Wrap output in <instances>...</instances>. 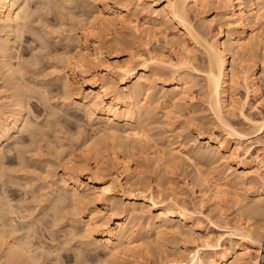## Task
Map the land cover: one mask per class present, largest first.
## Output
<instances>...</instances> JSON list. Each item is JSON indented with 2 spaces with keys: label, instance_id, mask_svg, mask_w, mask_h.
I'll list each match as a JSON object with an SVG mask.
<instances>
[{
  "label": "bare ground",
  "instance_id": "6f19581e",
  "mask_svg": "<svg viewBox=\"0 0 264 264\" xmlns=\"http://www.w3.org/2000/svg\"><path fill=\"white\" fill-rule=\"evenodd\" d=\"M147 3L152 7L160 3L163 4L161 11L155 7L152 8L151 13L149 12L150 15L156 16L154 19L150 16L153 20L157 19L161 21V23L163 20L165 23L172 21L174 25L176 24L180 27L181 33H174L175 35H170L171 37H169V34L166 35L167 40L174 46V57H164L165 54L161 56L162 52L160 55H156L152 51H149V53H147V51L146 56L137 52V54L131 53L129 59L125 61H121L118 58L114 61H109L107 58V50L113 47L114 44L119 46L125 43L124 40L112 37L114 31L130 26L137 33L142 32V28L147 31L148 35L149 33H154L155 35L158 32L162 33V25L158 26L155 25V23L150 24L148 22L141 24L137 21V13L143 11L141 10L143 8L142 4ZM79 5L84 8H90V12L88 13V15H90L88 16L86 14L87 17L82 18V13L79 14L76 8L79 7ZM209 7H214L218 10L217 15L221 18V21L219 20L220 22L217 21V23H219L216 31H212L211 29L215 23V17H210V19L201 16H205ZM146 10H148V8ZM37 13L38 16L36 17ZM50 15L56 16V19L58 18L60 20L58 24L63 27L67 25V20L70 19V21H72V24L69 23L70 27L62 38H57L58 36H55L56 31H53V28H55L53 24L51 29H49L51 25H48V21L50 24L52 19ZM251 16L260 21L261 26H263L262 28H264V0H164L163 2H161V0H0V74L3 80V83L0 84V180L5 178L4 176H6L7 172L4 171L6 170V166H3V160H1L3 159L2 156L8 155L6 153L3 154L7 146V151L10 153L13 148L16 149L15 147L19 142L23 144V140L25 139L24 136L21 135H23L24 132L26 133V131L28 132V130L32 138H35V136L38 138L37 136H39L40 131L37 132L36 130L40 127L36 126V128H32L35 126H31L32 124L28 122L31 117L27 120L29 107L32 110V104L30 105L31 99L35 98L34 101L37 100L40 104L42 102V104H45L46 101L49 105L52 98L51 95L56 91L54 89L48 90L44 88L46 85H38V81L29 80L28 74L34 70H32L33 67L41 63L43 64H41L42 67L45 66V62H41L42 59L46 61V56L50 59L54 52H56V58H51L52 60H48V63L50 64L49 68L53 69L52 73L55 76L54 80L61 81V90H63L66 98L68 97L70 99V101L67 99L69 102H63L64 105L68 106V108L73 107L76 109L78 107L81 109L90 121L95 122L94 124L96 127L93 126V128L97 129L99 134H101L96 138L93 137L94 139H85L84 137L85 140L83 142L86 149L85 152H87V154H85H91L93 156L97 169L95 170L88 159L85 160L88 157L83 159L84 157L82 155V160H79L73 153H68L69 156L64 153L69 157L63 158L67 159L66 163L63 161L61 162L65 164L64 172L59 180L53 181L54 183H51L52 185L49 186L51 190L49 192V198L45 196L47 197L45 202L47 201L49 205L48 210L51 209L53 212L50 214L51 217L48 215L51 210H49L50 212L47 211L48 213L46 212V215L49 216L48 218H52L55 227L56 225L58 226L57 220H62L63 228L70 230L69 233L73 235L74 238L76 234L74 228H76V224L80 225L81 223L84 224L85 232L88 233L89 239H84L85 241L79 240L80 242L78 246H75L76 248L74 245H69L72 240L63 242V244L67 246L69 245L75 249L78 248L79 251L75 253L77 256L75 264H85L88 261H92L94 264L114 263L119 256H123L124 254L127 256L128 254L126 253L130 252L135 253L133 251H138L139 257L154 258L155 264H251L253 261L252 251H255L257 252V256L253 263L264 264V257L260 258L261 252H264V180L261 179L262 182L255 189V194L253 196H242L240 193L241 189H250V185L253 184L254 179L260 177V172L264 169V158L261 155L252 154L242 159V169L232 171L231 167H227L220 172V176L216 179H214V170L209 171V168H197V174L192 178V181L193 184L197 182L200 184V190L195 191V195L199 198L198 200L205 201V199H208V201H211L213 210H217V216L222 217L224 214L223 202L229 199L238 206L237 210L239 211V217L234 222L225 220L220 224L228 231L226 233L229 236L226 241H221V235L216 240L210 238L208 241L202 243L204 251L201 252L200 249H196L191 253L180 252L178 256L174 257L169 255L163 257L159 255L162 244L158 242V240L155 243L149 241L147 244H144L139 242L149 237L145 239L140 238V241H138L139 238L134 239V237L141 234V231H145L144 233H146L151 229H155L158 235L167 233V231L174 235L185 236L199 233L202 229L200 218L202 212L187 207L181 202L176 193L168 194L164 193L163 189H155L152 184L139 186L136 185V183L130 184V189L133 190V192L135 191V193L131 192L129 200L127 199V203L123 206V209L120 210L118 209V202L114 200L115 197L112 195L116 185L114 181L116 180H112L111 183L106 182L100 177L101 174L98 172V169H102V167L99 168V166L104 164V161L107 159L106 155H104L105 153L103 154V150L101 149L104 148L102 147V142L104 143L106 137H110L111 139H109L112 140L111 145L110 143L108 144L112 149L111 152L109 151L111 161L114 165L122 169L126 181L134 178V170L130 163L131 153L129 151L130 148H134V145L131 146L132 142H130L129 145L127 140L133 139V143L135 142L138 144L141 139L149 136V124L146 121L150 118V115H148L150 110H155L156 106H161L164 116H166V118H171L176 112L174 108H179L178 106L181 108L185 104L191 105L188 120H186V122L184 120L181 125L183 129H191L192 127L195 129L193 137L191 136V138L188 137L183 140L184 144L187 143L189 145L191 142V147L187 150L179 149L178 147L171 148L170 161L177 158L192 160V156L194 155L204 159L205 164H203L208 165L209 163L216 162V153H230L234 155V153L237 152L234 151L238 150L239 146L241 147L245 139L250 138L251 135L255 133L264 132V115H262V117L259 116L261 118L257 119L243 113L245 114L244 120L249 125L246 128L238 127V125L234 124V120H231L233 118H230L237 108H241L243 112L244 106L249 103V92L252 90L256 93L262 88L261 84L264 83V34L262 33L264 31L259 30V27L255 25L252 26V21H249L251 20L249 19ZM199 17H201V19ZM51 22H53V19ZM249 25L252 27L250 28ZM224 26H226L225 28L227 29H225ZM148 35L146 34L145 36L148 38ZM48 36L57 41V43L64 41L65 46L62 53H57L58 50L54 49L56 46L53 48V42L48 40ZM23 41L28 43V49L38 50L39 52L37 51V53H35L33 51L34 53H32V56L29 55L31 56L29 59L24 57L25 60H20V58L24 59L23 54H19L20 51L17 52L15 47L17 42H20V46ZM259 49L261 50L260 54ZM40 52L42 54H39ZM41 55H44L46 58ZM259 57L260 66L259 61H257ZM15 58H17L18 61L14 62ZM95 61L96 63L101 61L102 69L91 75V72H89L90 68L88 67L92 66ZM44 70L46 69L44 68ZM57 70L59 71L57 72ZM54 72L57 74L55 75ZM38 75L41 74L37 73L36 76ZM43 75L44 74H42V76ZM32 78L34 79V77ZM199 78H202V80ZM161 79L164 84H162V91H159L160 89H156L153 82ZM200 80L202 82H200ZM115 81L120 83L118 87L116 86L117 84H114ZM260 81L262 83H260ZM36 85H38V87H36ZM240 85L247 89V95L244 99H241L239 96L237 97L236 91ZM164 87H167L168 90H164ZM196 87H198L197 93H199L198 95L201 97V103L205 105L202 111H209L212 115V118L209 120H207L208 116L206 117V115L199 116L201 110L197 108V103H194L196 97L194 96V91L196 92L194 89ZM1 88H3L2 91ZM59 88H61V86H59ZM165 91L167 93H165ZM161 92H163V94H161ZM60 99L62 98L60 97ZM56 108L58 107L56 106ZM49 110L51 112L50 105ZM55 111L58 110L56 109ZM54 112L53 115H55ZM46 113L49 116L51 115L48 112ZM182 114L185 116V113ZM68 115L69 116L66 118L67 120L64 118L67 122H74V120H76L75 123H78L80 120H77L72 113ZM51 118H53L52 115ZM48 122H50V120ZM35 124H37V122H35ZM41 125L43 126V124ZM61 125L60 127H62ZM80 125L78 124V126ZM212 125H217L224 129V133H226L227 136L220 138L213 130L214 127ZM44 126L43 129L47 127V125ZM51 132H53V130H51ZM18 133V137L12 142L17 143L15 147H12V143L5 142L11 140L12 137L16 136ZM153 135L154 134H152V136ZM39 137L42 140L43 136ZM59 137L57 138L61 139ZM120 138L123 139L118 140ZM231 138L236 143L232 151L229 147ZM125 139L127 140L125 141ZM257 139L264 143V135L258 136ZM39 140L38 142H40ZM144 140H147V138ZM59 141L60 140H58V142ZM202 141L205 143L203 144ZM4 143H6L5 147H3ZM60 143H62V146L65 142L61 141ZM29 144H27V146H29ZM41 146L42 144L38 148L39 150ZM63 146V149H61L65 152L66 145ZM70 146L72 145H69V147ZM32 147L33 146H31V148ZM81 147L82 146H80V148ZM52 148L54 149V147ZM58 148H55L57 149V151L55 150L56 152L60 150V148L59 150ZM135 148L140 149L138 147ZM17 149L19 151L18 154L24 157L20 154L22 152V146H17ZM26 149L28 150V148ZM15 151L17 154V150ZM55 151L53 153H55ZM121 152L125 154L124 159H121L119 156ZM58 153L62 154L63 152L59 151ZM18 154L17 157L19 156ZM55 154L60 156L57 153ZM163 156H165V154H160V157L164 158ZM56 158H58L57 160L60 159V157ZM23 159L22 163L25 160ZM29 161L31 160H28V162ZM47 161H49V159ZM22 163L19 162V165ZM28 164H30V162ZM43 166L45 168L44 164ZM209 167L211 168V165ZM7 174H9V172ZM9 175L7 176L9 177ZM56 176L57 175L54 177ZM30 179L29 177L28 180ZM6 181L7 180H5V182ZM15 182H17V180ZM116 182L119 183V186L125 184L121 183L119 179H117ZM126 183H129V181ZM29 186H31V184ZM9 198L11 199V197ZM248 198L249 200H247ZM10 202L11 200H8L9 204H11ZM115 202H117V204ZM88 203L94 204V206H96L94 211L100 212L101 214L95 213L93 210L87 214L84 213L83 209H86V206L88 208V205H90ZM17 206L19 205L17 204ZM66 206H70L69 211H65ZM33 208L32 206V209ZM70 208L73 210L70 211ZM147 208L149 210H158V214L156 216H144L142 213ZM14 209L18 210L17 208ZM8 212L6 214H8ZM67 212L70 214L68 215ZM9 213L11 214V212ZM2 214L6 215L5 212L3 213L1 211L0 217ZM23 215H20V217H23ZM2 217L4 218L5 216ZM23 218H25V215ZM13 219L9 220L10 223L11 221L15 222ZM1 220L3 219L1 218ZM50 220L48 219L49 222ZM45 221L47 220L45 219ZM2 222H4L2 223V225H4L6 220ZM40 222L41 220L39 223ZM17 223L18 222H16V224ZM53 223L52 225H54ZM6 224L4 226L0 224V226L10 227V224ZM14 224L15 223H12L9 229L6 227V230L4 228L1 229L0 251L3 253L2 255L0 253V264H2L1 260L3 258H5L3 260L4 263L9 264H48L46 262L48 257H52L55 251L59 253L61 249L63 250L65 248L63 244L61 247H58L59 245L57 246L56 244V248L53 247L54 249L51 248L50 250V247H45L42 242L40 245V241L39 243H34L32 238L28 239V237L32 236L30 232L32 224L28 229H26L27 226L25 225V229L28 231H25L24 235H26L27 232L28 234L25 238L22 237L23 239L19 238L22 236L18 237L20 234L19 232L23 230H18L20 223L17 224V229L15 228L17 225ZM23 224L25 223L22 222V225ZM59 225H61V223ZM34 228H36V225ZM47 229L49 230L50 228H46V230ZM59 229L60 228H58V230ZM32 230L33 233L36 231L35 229ZM62 231H64V229ZM6 234H8L9 237L12 236V239L9 240L10 238H8L7 241ZM26 238L27 240H25ZM75 239L77 240L78 238L76 237ZM47 248L48 250H46ZM86 248L94 251L103 248L102 250L106 251V256H109V258L104 259L102 256L100 257V254L91 253V251L88 252ZM40 249H43L41 250V254L39 253ZM82 249L83 251L80 252ZM45 251H47L48 255L45 254ZM56 254L57 253H55V255ZM138 260L139 258L137 261Z\"/></svg>",
  "mask_w": 264,
  "mask_h": 264
},
{
  "label": "rangeland",
  "instance_id": "374dc122",
  "mask_svg": "<svg viewBox=\"0 0 264 264\" xmlns=\"http://www.w3.org/2000/svg\"><path fill=\"white\" fill-rule=\"evenodd\" d=\"M90 1H92V0H90ZM146 1H149V0H146ZM163 1L164 0H161V2H163ZM142 5H143V8L141 10H143V11L137 13V17H136V18H138L137 21H139V23H141V24H144V23L148 22L150 24H154L155 23V25H158V26L162 25L161 28H163L164 31H163V29H161L162 33L158 32L159 34L156 33V35L154 33H149V35H148L147 31L144 28L141 29L142 32L137 33L130 26H127L128 28L127 27H123V28H120L118 31H114L112 37L124 40L125 43L124 44H120L119 46L117 44H114L113 47H110L107 50V58L109 59V61H114L116 58H118L121 61H125V60L129 59L131 53L137 54V52L146 56L147 53H149V51H152L156 55H160V53L162 52L161 56H163L165 54L164 57H167V56L174 57V55H175L174 51H173L174 50V46H173V44H170V42L167 40L166 35L169 34V37H171L170 35L173 36V35H175L174 33H177V34L181 33L180 27L178 25H176V24L174 25V23L172 21L169 22V23H167V22L165 23V21L163 20V22L161 23V21H159L157 19L153 20L154 18H156V16L150 15L152 8L156 7L159 11H161V8L163 7V4L160 3V4H158L155 7L154 6L152 7L149 3L142 4ZM146 5H148V6H146ZM76 8L78 9V10L77 9L76 10H77V12L79 14L82 13L81 14L82 18L87 17L88 13L90 12L89 11L90 8H84L81 5H79V7H76ZM145 8L146 9L148 8V10H146ZM207 10L208 11L205 13V16L204 15H201V16L208 17V18L215 17V23L213 24L211 29H212V31H216V29H218V27H217L218 23L221 21L220 20L221 18L219 17V15H217L218 10H216L214 7H209V9H207ZM144 11H146V12H144ZM214 15H216V16H214ZM37 16H38V13L36 14V17ZM50 16L52 17L53 22H51L52 19L50 21V24H49V21H48V25H51L49 27V29H51L52 24H53V27H55V28H53L54 29L53 31H56L55 32V36H58L57 38H59V37L62 38L64 36V34H66L67 30L70 27L69 23L72 24V21H70V19L68 18L69 20H67L68 21L67 25H65L64 27L61 25L62 26V28H61L60 24H58V23H60L59 22L60 20L58 18L56 19V16H54V15H50ZM150 16H152L153 19ZM217 16H218V18H217ZM199 18L201 19V17H199ZM199 18H197V19H199ZM249 19H251L249 21H252L251 22L252 26L255 25L256 27H259L258 28L259 30L264 31L263 30L264 28H262L263 26H261V22L260 21H258L255 17H252V16L249 17ZM57 20H58V22H57ZM217 21H219V22L217 23ZM67 26H68V28H67ZM260 26H261V28H260ZM225 27L226 26H224V28ZM249 27H250V25H249ZM225 29H227V28H225ZM262 33L264 34V32H262ZM146 34L148 35V38H147V36H145ZM29 35H31V34H29ZM47 38H48L49 41L51 40L53 42V44H52L53 48L56 46L54 49L58 50L57 53H62L63 52L64 46H65L64 41H60V42L57 43V41H55L54 39L50 38L49 36ZM19 43L18 42L16 43L15 50L17 49V52L20 51L19 54L20 53L23 54V58L27 57L29 59L32 56V53H34V52L37 53V51H38V50L35 51V50L28 49V43H26V41L25 42L23 41L22 45H20L23 48L19 46ZM55 53L56 52H54V54H53V56L51 58H56V56H55L56 54ZM260 53H261V50L259 51V54ZM39 54H42V53L40 52ZM43 54H45V53H43ZM29 55H31V56H29ZM57 55H59V54H57ZM199 55L201 56L200 53H199ZM41 56L45 57L44 55H41ZM46 57L48 58V56H46ZM25 58L24 59L20 58V60H25ZM47 58L45 59L46 61H43V59L41 61L43 63L45 62L44 63L45 66L42 67L41 66L42 63H41L38 66H35V67L32 68V70L34 69L32 71L33 73L31 72V73L28 74V79L29 80L32 79L35 82L38 81L37 83H38V85L40 84V86L46 85L47 87L44 86V88H47L48 90L54 89L58 93V95H57L56 92H53L52 95H51V97H52L51 101L49 100L50 101L49 105H50L51 112L49 110V105H48V103H46V101H45V104H42L43 102L40 104V102H38L37 100H36L37 102L34 101L35 98L31 99L30 105L32 104L31 107H32L33 111L29 107L30 110L28 109L27 120H29L28 118L31 117L30 121H28V122H30V124H32L31 126H35V127H32V128H36V126H38L41 129H43V126L47 125V127L43 129L44 131L41 130L40 128H37L38 130H36L37 132L40 131L39 132V136H43L42 140L40 139L39 136H37L38 138H36L35 135H34L35 138H32L31 137V133L28 130V132L26 131V133L24 132V134L22 133L23 135H21V136H24V139H25V140H23L24 141L23 144H20L22 142L18 143L20 145H18L17 143H12L15 140V138L18 137L19 133L16 134V136L12 137L13 140L11 139V140L5 141L7 143L8 142L12 143L13 144V145L11 144L12 147H15L16 144L19 147L22 146V152L20 151L21 152L20 154L23 155L24 157H22V156H20L18 154L19 151L17 149V146L15 147L16 149L13 148L10 153L7 151V149H8V146H7V149H5V152H3V154L4 153L8 154V155H4L5 159H4L3 156H2L3 159H1V160H3L2 161L3 164H4L3 166H6L5 167L6 170H4V171H7L6 172V176L10 174L9 177L10 178L12 177V178L10 179L8 176H7V178H6V176H4L5 178L3 177L4 179L3 180L1 179L2 181L0 180V190H1L0 191V206H1L0 207V212L2 211L3 213L5 212V214H6L9 211V212H11V214L9 212L6 215L2 214V216H5V217L4 218L2 216L0 217V224L2 225V223H4L2 221H5V220H6L5 224L6 223L8 225L10 224L9 225L10 227H11L12 223H15V224H16V222H18L17 224L20 223L21 225L19 224V227H18L17 224H16L17 226H15V228L18 227V230H23L24 231V232L22 231L23 233L18 231L20 233L18 235V237L22 235L19 238H22V237L25 238V236L28 234V232H27L26 235H24V233H25V231H28L26 229H28V227H30L31 224H32L33 227L31 226L30 232H31V235L33 237L29 235L30 237L27 236L28 239L32 238L34 240V243L35 242L39 243V241H40V243H39L40 245L43 243V245L45 247L49 246L50 248L49 247L48 248L51 250V248H53V247L56 248V246H55L56 244H57V246L59 245L58 247H61L63 242L67 241V240H68V242L70 240H72V241H70L71 243L69 245H71V246L74 245V247H75V246H78V244H79V242L81 240L83 241L84 239L85 240L89 239L88 235H87L88 233L85 232L84 224H81V223H80V225L76 224V228H78V229L74 228V230L76 232V234L74 235V238H73V235H71L69 233L70 230L63 228V224H62L63 222H61L62 220H57L58 226L56 225V227H55V223H53L52 218H48L50 216V214H52L53 212H52L51 209H49V210H51V212L48 210V206L49 205H48L47 201L45 202V200H47L46 199L47 197L49 198V194H50L49 192L51 191L49 186L52 185L51 183H54L53 181H56L57 179L59 180L61 178V176H62V173L64 172V167H65L64 163H66L67 159H63V158H65V157L69 158L67 156H69L70 153L71 154L73 153V155L77 156L76 158L79 159V160L80 159L82 160L83 157H84L83 159L88 157L85 160L88 159L89 163L92 166H94L95 170L97 169L96 168V162L93 159V156L91 154L86 155L87 152H85L86 149H85V147L83 145V142H84V140L86 138L94 139L93 137L96 138V137L100 136L101 134H99L97 129L93 128V126H95V124H94L95 122L94 121L93 122L90 121V119L86 116V114H84V112L81 111V109H79L78 107L76 109L72 107L73 108L72 109V108H70V107L68 108V106L64 105V103H66V101L69 102L70 99L68 97L66 98L65 94L63 93V90H61L62 89L61 81L60 80H57V81L54 80L55 76L52 73L53 69L49 68L50 64L48 63L49 62L48 60H52V59L51 58L47 59ZM16 61H18L17 58L14 59V62H16ZM257 61H259V66H260V57H259V60L257 59ZM101 67H102L101 61H99L97 63L95 61L92 64V66H89L88 68H90L89 72H91V75H93V73L95 74L96 72L100 71L102 69ZM44 68L46 70H44ZM42 69H43V71H42ZM58 71L59 70H57V72ZM37 73L41 74V75H38L39 76L38 77V76H36ZM54 73H55V75L57 74L56 72H54ZM31 74H32V76H31ZM42 74H44V75L42 76ZM30 76H31V78H30ZM32 77H34V79ZM199 79L202 80V78H199ZM39 80H40V82H39ZM201 80H200V82H202ZM2 83H3V80L1 79V74H0V84H2ZM260 83H262V82L260 81ZM114 84L115 85L117 84L116 85L117 87L120 85V83H118V81L117 82L115 81ZM153 84L155 85L156 89H160L159 91H162V88H163L162 84H164L162 79L154 81ZM38 85H36V87H38ZM261 85H262V88L260 89L261 91L260 90L257 91L258 93L257 92L255 93L252 90L250 91L251 93L249 92V94H250L249 103L244 106L243 112H242L241 108L240 109L237 108L233 112L234 114L232 113L233 115L230 116V118L231 117L233 118L231 120L232 121L234 120L233 121V122H235L234 124L238 125V127H240V128H244L245 127L246 128V127L249 126L246 123V121L244 120L245 119V117H244L245 114L246 115L248 114V116L255 117L257 119L261 118L262 115H264V83H262ZM59 86H61V88H59ZM57 88H58L59 91L57 90ZM2 89L3 88H1V91H2ZM164 90L167 91L168 90L167 87H164ZM194 90H196V92L194 91V94H195L194 96H196L195 99H194V103H197V108H199L201 110L199 112V116H205L206 115V117L208 116L207 117L208 119L207 118L206 119L209 120L210 118H212V115L210 114L209 111H206V110L202 111V109L205 108L204 107L205 105L204 104L202 105L201 100H200L201 97H200V95H198L199 93H197L198 92V87H196ZM166 91H165V93H167ZM236 92H237V97L239 96L241 99L242 98L244 99V97H246V95H247V89L245 87L241 86V85L238 86ZM161 94H163V92H161ZM61 95H64V96H61ZM0 96H1V93H0ZM60 97L62 99H60ZM64 99H66V100H64ZM38 103H39V105H38ZM47 105H48V107H47ZM56 106L58 108H56ZM178 107L179 108H177V107L174 108L176 110V112H178V113H176L174 111L175 114L173 113L174 115L171 116V118L168 117L169 119L166 118V116H164L163 108L161 106H156L155 110L153 109V111H151L152 110L151 109L149 114H148V115H150V118H149V120L146 121L149 124L148 125L149 126L148 127L149 128V132H148L149 136L146 137L147 140H144V139H146V138H144V139H141L138 144L135 143V142H134L135 143L134 144L133 143V141H134L133 139H130V140L125 139V141L127 140V142L129 143V145H130V142H132L131 146L134 145V148L135 147L140 148V149H137V148L134 149L132 147V148H130V150L128 149L130 151V153H131L130 163H131L132 169L134 170V174H133L134 178L130 179V180H127V181H129V183H126L127 181H126V178H124V174L122 173V169L117 167L116 165H114V163L111 161L110 152H111L112 149H111L110 145H111V141L112 140H110L111 139L110 137H108V138L106 137L105 138L106 141L104 140V143L102 142V147H104V148H101V149L103 150V154L105 153L104 155H106L107 159L105 158L106 160L104 161V164H101V166H99V168L102 167L103 170L101 168L98 169V172L101 174L100 177L103 180H105L106 182L111 183L112 180L113 181L114 180L117 181V179H119L121 181V183H125V184L119 186V183L114 181L116 185L114 187L115 189L113 190V194L112 195L115 197L114 200H116L118 202V204H117V202H115V203L118 205V209H120V210L123 209V206L129 200L131 192L135 193V191L133 192V190L130 189V187H129L130 184L136 183V185H139V186H145V185H148V184H152L155 189H163L164 193H168V194L176 193V195L180 198L181 202L184 203L187 207H189L190 209H194V210H198V211L202 212L200 214L202 229H201V231L199 233H196V234H193V235H190V236L189 235L185 236V235H174V234H172V233L167 231V233H164V234L162 233V234L158 235L156 233L157 231L155 229H151L149 232H146V233H144L145 231L144 232L141 231L143 233V234L141 233L142 235L139 234V235L134 237V239L135 238L136 239L139 238L138 241H140V238H144L145 239V238L149 237L146 240H144L142 242H139V243H144V244H147L149 241H152L153 243H155L158 240V242H160L162 244V247H160V252H159L160 254L159 255H161L163 257H165V255H169L171 257L178 256L180 254V252L191 253V252H193L196 249H200V251L202 252V251H204V248L202 247V243L204 241H208L210 238H213V239L216 240L220 235H221V241H226L228 239V236H229L226 233L228 231L225 228H223V226H221L220 224L223 223L225 220H227L229 222H234L239 217V211L237 210L238 206L236 204H234L229 199L227 201L223 202L224 214H223L222 217L217 216V214H216L217 210H213V207L211 206V204H212L211 201H208V199H205V201L198 200L199 198L195 195V191H199L200 190V184H199V182L193 184V181H192V178L194 176H196V174H197V168H200V167L203 168V169H208L209 168L208 169L209 171L214 170V172H215L214 173L215 174L214 175V179H216L217 177L220 176V172L225 170L227 167H231L232 171H235L236 169H242L243 168L242 165H241L242 159L247 158V157H249L252 154H254V155L259 154V155H261L264 158V143L257 139L258 136L264 135V132L263 133L262 132H258V133H255V134L251 135L250 138L245 139L244 142L241 144V147L239 146L238 150L234 151V152L237 151L236 153H234V155H232L230 153L229 154L216 153L215 154L216 162L209 163L211 165V168L209 167L210 166L209 164H208L209 166L208 165H204L205 164L204 163L205 162L204 159L199 158L198 156H194V155L192 156V158H193L192 160H187V159H182V158L178 159L177 158L175 160L170 161V158H171V153H170L171 150L170 149L171 148H177V147L179 149H183V150L189 149L191 147V142L188 145L187 143L184 144L183 140L185 138H188V137L191 138V136L193 137V133L195 132L194 127H192L191 129H189V128L183 129L182 126H181L184 120H185V122H186V120H188V117H189L188 114H189V110H190L191 105L190 104L183 105L181 108L184 111L180 108V106H178ZM56 109L58 111H55ZM180 110H182V111H180ZM45 111L48 112L49 114H51L53 116V118H51V115L50 116L47 115V113ZM33 112H35V113H33ZM53 112H54L55 115H53ZM69 113H70V115H71V113H72V115H75V118L77 120L80 119L78 121V123L77 122L75 123L76 120H74V122L65 121L67 116H69L68 115ZM182 113H185V116ZM243 113H245V114H243ZM38 115H40L41 117L38 116ZM65 115H66V118H65ZM43 116H45V117H43ZM47 116L49 117V119H48ZM56 116H57V119H56ZM259 116H261V117H259ZM34 117H35V119H34ZM38 117H39V119H38ZM46 119H48V120H46ZM31 120H32V122H31ZM49 120H50V122L52 121L51 122L52 124L50 122H48ZM54 120H55V122H54ZM33 121H34V123H33ZM35 122H37V124H35ZM68 123L70 124V126H69ZM41 124H43V126ZM78 124L79 125L81 124V125L78 126ZM39 125H41L42 127L39 126ZM60 125L62 127H60ZM52 126L53 127L55 126L56 128L55 127L53 128ZM212 126H210V127L213 128V130L216 132L217 135H219L220 138H223V137L227 136L226 133H224L225 132L224 129H222L221 127H219L217 125L216 126L212 125ZM45 129H46V131H45ZM33 130H35V129H33ZM51 130H53V132H51ZM55 130L58 131V132H56ZM40 133H41V135H40ZM79 133H82V134H79ZM25 134L30 136L31 138L26 136ZM150 134H151V136H150ZM152 134H154V135L152 136ZM81 135H83V136H81ZM94 135H97V136H94ZM25 136H26V138L27 137L28 138L26 139ZM57 137H59L61 139H58ZM62 137H64V138H62ZM84 137H85V139H84ZM47 138H48V140H47ZM73 138H74V140H73ZM44 139L47 140V141H45ZM121 139H123V138H120L118 140H121ZM38 140L40 142H38ZM58 140H60V141L58 142ZM61 141L65 142L63 144V145H66V148H65L66 151L65 152L62 150L63 149L62 148L63 145L61 146V144H62V143H60ZM202 142H203V144L205 143L204 141H202ZM108 143H110V145ZM27 144H29L30 147L27 146ZM41 144H42V146H41V148L39 150L38 148L40 147ZM52 144H54V145H52ZM68 144L72 145V146L69 147ZM5 145H6V143L3 144V147H5ZM229 145H230L229 146L230 150L232 151L234 149L235 145H236V143L234 142V140L232 138L230 139ZM31 146H33V147L31 148ZM80 146H82V147L80 148ZM52 147H54V149ZM56 147L60 148V150H59V148H58V150L60 152H63L62 153L63 155L61 153L59 154L58 153L59 151L56 152L57 151V149H55ZM63 147H65V146H63ZM26 148H28L29 151ZM51 148H52V150H51ZM67 148H68V150H67ZM19 149H21V148H19ZM15 150H17V154L19 155L18 157H17V154L15 153L16 152ZM41 150H43V151H41ZM78 150H79V152H78ZM131 150H133V151H131ZM54 151H55V153L59 154L60 156H57L55 153H53ZM42 152H43V154H42ZM83 152H84V154H83ZM162 153L165 154V156H163L164 158L160 157V154H162ZM38 154L39 155L41 154V155L39 156ZM45 155H47V156H45ZM82 155H83V157H82ZM236 155H237V157H236ZM11 156H13V157H11ZM51 156H52V158H51ZM119 156L121 157V159H124L125 154L124 153L122 154V152H121ZM56 157H60V159L57 160L58 158H56ZM22 159L24 160L25 163L24 162L22 163ZM27 159L31 160V161H29L31 165L28 164L29 162H28ZM48 159H49L50 163H49V161H47ZM35 161H37V162H35ZM62 161L64 163H61ZM19 162L24 164V165H22V164L19 165ZM36 163H38V164H36ZM43 164L45 165V168H44ZM35 165H36V167H35ZM46 165H47V167H46ZM21 171H22V173H21ZM8 172H9V174H7ZM102 172H103V174H102ZM12 173H14V174H12ZM55 175H57V176L54 177ZM114 175H115V177H114ZM29 177L31 178L30 180H33V181L28 180ZM34 177H36V178H34ZM12 179H14V180H12ZM25 179H27L30 182L32 187L29 186L30 185L29 182L27 180H25ZM261 179L264 180V169L261 170L260 177L254 179L253 184L250 185V187H251L250 189H246V188L245 189H241V191H240L241 195L242 196H253L255 194V189L262 182ZM5 180H7L8 182L7 181L5 182ZM9 180H11V181H9ZM16 180H17V182H15ZM1 185H2V187H1ZM5 185H6L7 188L5 187ZM47 185H48V187H47ZM22 188H24V189H22ZM30 191H32V192H30ZM4 192H5V194H4ZM124 192H126V193H124ZM45 196H47V197H45ZM9 197H11V199ZM34 197H36V198H34ZM8 200L9 201L11 200V202H10L11 204L8 203ZM247 200H249V198ZM41 201H43V202H41ZM4 204H5V206L7 204L8 205L5 207ZM17 204L19 206H17ZM88 204H90V205H88V208L86 206L85 207L86 209H83L84 213H86V214L89 213L92 210L94 211V208H96V206H94V204H91V203H88ZM32 206L34 207L33 209H32ZM45 206H46L47 209L45 208ZM2 207L5 210H3ZM35 207H36V209H35ZM69 207L70 206H68V207L66 206L65 211H69ZM9 208H10V210H9ZM14 208H17L18 210L19 209L20 210L18 211V210L14 209ZM11 209H12V211H11ZM15 210H16V212H15ZM71 210H73V209L70 208V211ZM28 211H30V212H28ZM38 211H40V212H38ZM47 211L50 212V213H48ZM18 212L20 213V215L24 214L25 218H23L24 215H23V217H20ZM46 212L48 213L49 216L46 215ZM94 212L101 214L100 212H96V211H94ZM67 214L69 215L70 213L67 212ZM142 214H144V216H156L158 214V210H156V209H152V210L150 209L149 210L147 208L145 211H143ZM13 217H14V219H13ZM1 218L3 220H1ZM11 219L15 220V222L11 221V223H10L9 220H11ZM45 219L47 221H45ZM48 219L49 220L51 219L50 222L48 221ZM38 220L39 221L41 220V222L39 223ZM43 221H45V222H43ZM58 221H60V222H58ZM250 221H255V220H250ZM22 222L25 223V224L22 225ZM52 223L54 225H52ZM60 223H61V225H59ZM41 224H42L43 228H42ZM4 225H2V226H4ZM14 225H12V226H14ZM25 225L27 226V228H26ZM35 225H36V228H34ZM2 226H0V232L2 231L1 230L2 228H4V229H5V227L8 228V229L10 228L8 226H5V227H2ZM39 227H41V228H39ZM46 228H50L52 230V232H51L50 229L46 230ZM58 228H60V229L58 230ZM32 229H35L36 231H34V233H33ZM63 229H64V231H62ZM184 230H185V228H184ZM18 232H17V234H18ZM36 234H38V235H36ZM6 235H7L6 236L7 241H8V238H10L9 240L12 239V236L9 237L8 234H6ZM44 235H45V237H44ZM68 235H70V236H68ZM50 236L51 237L54 236L56 239L54 237L51 238ZM40 237L42 238V240H41ZM76 237L78 238L77 240L75 239ZM25 240H27V238ZM44 241H46L47 243L44 242ZM58 241H59V243H58ZM61 241H62V243H61ZM48 243H49V245H48ZM64 246H65V248L63 250L61 249L60 250L61 252L58 253L57 251H55V253H57L58 255L60 254L59 256L56 254L58 257L55 255V253H53V256L54 255L55 256L51 257L49 255L51 258L48 257L46 259V262L48 264L52 263L53 261L54 262L52 264H75L76 263L75 259H77V256H76L75 253H77L79 251L78 248L75 249L76 247L74 248V247L69 246V247L73 248V249H71L66 244H63V247ZM48 248L46 250H48ZM102 249L103 248L97 249V251H94L92 249H87L86 248V250L88 252L91 251V253L94 252L96 254H100V257L102 256L104 259L105 258L106 259L109 258V256L108 257L106 256V251L102 250ZM41 250H43V249H40V251L38 250L40 254H41ZM98 250H100V251H98ZM82 251H83V249L80 250V252H82ZM42 252H44V251H42ZM45 252H46L45 254H47V251H45ZM101 252H103V253H101ZM133 252H135V253H131L130 252L131 254L130 253H126V254H128L127 256L125 254H124L125 256L124 255L123 256H119L115 260L114 263H109V264H155L154 263V261H155L154 258L150 259L148 257L149 258L148 259V258L143 257V256L139 257L138 256L139 254L137 253L138 251L137 252L133 251ZM0 253L2 255L3 252L0 251ZM256 256H257V252L252 251V257H253L252 260L253 261L256 258ZM263 257H264V252H261L260 258H263ZM58 258H60V259H58ZM138 258H139V260L137 261ZM4 259L5 258H3L1 260V263L2 264H9V263H4V261H3ZM53 259H55V260H53ZM56 259H58V260H56ZM47 260H49V261H47ZM253 261L251 262V264H254ZM56 262H58V263H56ZM88 263L89 264H94V262H92V261L91 262L88 261L85 264H88Z\"/></svg>",
  "mask_w": 264,
  "mask_h": 264
}]
</instances>
